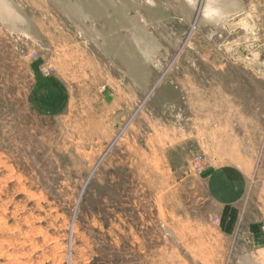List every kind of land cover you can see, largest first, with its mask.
<instances>
[{"label": "rangeland", "instance_id": "1", "mask_svg": "<svg viewBox=\"0 0 264 264\" xmlns=\"http://www.w3.org/2000/svg\"><path fill=\"white\" fill-rule=\"evenodd\" d=\"M5 1L0 264H264V0Z\"/></svg>", "mask_w": 264, "mask_h": 264}, {"label": "bare ground", "instance_id": "2", "mask_svg": "<svg viewBox=\"0 0 264 264\" xmlns=\"http://www.w3.org/2000/svg\"><path fill=\"white\" fill-rule=\"evenodd\" d=\"M220 1V0H219ZM219 1L218 0H209V3L208 4H210V9H209V12H211V10L213 9V8H216V7H218L219 6ZM9 2H6L5 0H0V12H1V18L4 20V19H7L8 17L10 18L12 15H13V13H14V11L11 9V6H9V4H8ZM216 6V7H215ZM215 10V9H214ZM216 10H217V8H216ZM219 10H220V8H219ZM219 10H217V11H219ZM218 13V12H217ZM211 15V14H210ZM11 18H13V17H11ZM35 199V198H34Z\"/></svg>", "mask_w": 264, "mask_h": 264}]
</instances>
